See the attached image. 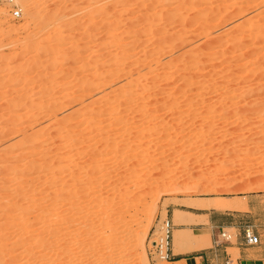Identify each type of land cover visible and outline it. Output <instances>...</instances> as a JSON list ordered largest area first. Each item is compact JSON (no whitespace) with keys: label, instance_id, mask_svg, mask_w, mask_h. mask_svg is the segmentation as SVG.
<instances>
[{"label":"rangeland","instance_id":"1","mask_svg":"<svg viewBox=\"0 0 264 264\" xmlns=\"http://www.w3.org/2000/svg\"><path fill=\"white\" fill-rule=\"evenodd\" d=\"M18 1L0 0V264L38 235L45 264H170L162 220L198 214L175 254L215 247L191 207L215 199L248 204L215 216L229 264L248 226L264 261V0Z\"/></svg>","mask_w":264,"mask_h":264},{"label":"crops","instance_id":"2","mask_svg":"<svg viewBox=\"0 0 264 264\" xmlns=\"http://www.w3.org/2000/svg\"><path fill=\"white\" fill-rule=\"evenodd\" d=\"M208 210V209H207ZM175 212V210H174ZM225 214H228L224 211H219L216 209H210L209 212H207L205 215L207 216L208 223L210 224V227L213 228H225V226H228L224 221H220L219 218H216L215 216H224ZM174 216L175 213H172L170 215L171 221L173 223V231L183 229L180 227V225H184L185 223H181L180 225L174 224ZM194 216H198V214L194 213ZM182 219L184 220H190V217L186 216L185 214L181 215ZM195 221V220H194ZM192 223H188L185 225H192ZM206 228L205 226L202 227V229ZM216 236V233H214V237ZM211 241L213 244V237L211 235ZM202 241H197V244H201ZM229 246H203L200 245V247L187 250V251H181L178 253H174L173 248V242H172V252L174 255L173 262H182L183 264H212L213 262H216V264H226L228 260H230L229 253L227 249ZM238 257H237V264H264V261L261 258H256L253 255H251V251L249 248L238 245Z\"/></svg>","mask_w":264,"mask_h":264},{"label":"bare ground","instance_id":"3","mask_svg":"<svg viewBox=\"0 0 264 264\" xmlns=\"http://www.w3.org/2000/svg\"><path fill=\"white\" fill-rule=\"evenodd\" d=\"M19 1L17 0V3H18ZM25 4H28V6H30L31 5V3L30 2H26ZM27 6V7H28ZM31 8H30V11H29V13H30V16L32 17V18H34L33 17V10H32V6H30ZM29 8V7H28ZM29 10V9H28ZM261 33H262V31H261ZM261 33L259 34V36L260 37H262L261 36ZM263 39V38H262ZM261 39V40H262ZM259 40H260V38H259ZM224 98V97H223ZM225 99V98H224ZM219 100V99H218ZM220 100H223V99H221L220 98ZM220 100H219V102H220ZM222 102V101H221ZM256 189V188H255ZM191 207L192 208H195V209H204V210H207V209H216V210H219V211H227V210H240V209H246L247 207H248V204H247V202H245V201H237V200H222V199H215V200H212V201H210V202H208V203H203V204H193V205H191ZM175 216H174V224L175 225H180L181 223H185V224H188V223H192V222H194V218H195V216H194V213L193 212H191V211H187V212H185L184 214L186 215V216H188V217H190V220H184V219H182V218H180L181 217V215H180V212H179V210H175ZM184 224V225H185ZM188 229H185V228H183V229H179V230H174L173 231V244H174V247L175 248H177L178 247V243H179V241L181 240V239H183V241L184 242H187L188 240H187V237H182V235H186V231H187ZM135 235V234H134ZM137 235V234H136ZM135 238V237H134ZM133 238V239H134ZM137 241L138 240H140V237L137 235V237L135 238ZM134 239V240H135ZM31 242H33L32 244H30L29 246H26V248H25V250H26V252L24 251L23 252V254H27V255H25V257L27 258V259H25V261L22 263V264H45L44 262L42 263V261L44 260V258H42V256H40L39 257V255L37 256V257H33V256H31L32 255V251L34 250V248L36 247V248H42V246H44V243L45 244H47L46 242V240H44V238H43V236H40V235H38V236H36L35 238H33L32 239V241ZM134 242V241H133ZM136 243V242H135ZM138 243V242H137ZM136 243V244H137ZM196 244H197V241L195 242ZM26 245H28V244H26ZM131 245H133V244H131ZM46 246V245H45ZM48 246V245H47ZM138 246V245H137ZM135 247V246H134ZM198 247H200V243H198L197 244V247L196 248H198ZM180 252V251H179ZM68 253V252H67ZM178 253V252H177ZM68 254H70V253H68ZM31 256V257H30ZM37 258V259H35V261H33L32 259H30V258ZM69 257V256H68ZM30 260H29V259ZM51 259V258H50ZM50 259H49V262H48V264H54V262H56L55 260H51L50 261ZM168 263H170V264H183L182 262H168ZM21 264V263H20Z\"/></svg>","mask_w":264,"mask_h":264},{"label":"built area","instance_id":"4","mask_svg":"<svg viewBox=\"0 0 264 264\" xmlns=\"http://www.w3.org/2000/svg\"><path fill=\"white\" fill-rule=\"evenodd\" d=\"M12 3L13 0H5ZM13 17L19 18L21 16V9L17 5H13L11 11ZM216 237V236H215ZM216 246L225 245L224 242H230L231 234L226 231V228H218ZM173 242V223L170 219L162 220L159 233L153 241L152 255L159 260L170 261L174 259L172 252ZM261 236L251 227H245L241 232L240 245L246 247H254L261 244ZM230 260L226 264H229Z\"/></svg>","mask_w":264,"mask_h":264}]
</instances>
